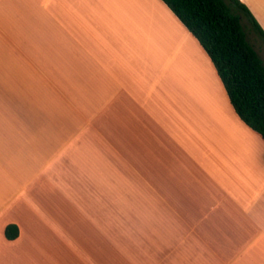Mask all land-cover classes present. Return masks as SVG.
<instances>
[{"label":"crops","instance_id":"obj_1","mask_svg":"<svg viewBox=\"0 0 264 264\" xmlns=\"http://www.w3.org/2000/svg\"><path fill=\"white\" fill-rule=\"evenodd\" d=\"M0 255L264 264V140L162 0H0Z\"/></svg>","mask_w":264,"mask_h":264},{"label":"trees","instance_id":"obj_2","mask_svg":"<svg viewBox=\"0 0 264 264\" xmlns=\"http://www.w3.org/2000/svg\"><path fill=\"white\" fill-rule=\"evenodd\" d=\"M209 56L231 107L264 140V62L247 39L241 14L264 37L239 0H162ZM7 239L18 235L5 226Z\"/></svg>","mask_w":264,"mask_h":264},{"label":"rangeland","instance_id":"obj_3","mask_svg":"<svg viewBox=\"0 0 264 264\" xmlns=\"http://www.w3.org/2000/svg\"><path fill=\"white\" fill-rule=\"evenodd\" d=\"M243 18V14H241V21L247 34V39L264 62V39L259 35L252 23L248 19L244 18L245 20H243Z\"/></svg>","mask_w":264,"mask_h":264},{"label":"bare ground","instance_id":"obj_4","mask_svg":"<svg viewBox=\"0 0 264 264\" xmlns=\"http://www.w3.org/2000/svg\"><path fill=\"white\" fill-rule=\"evenodd\" d=\"M1 256V255H0Z\"/></svg>","mask_w":264,"mask_h":264}]
</instances>
